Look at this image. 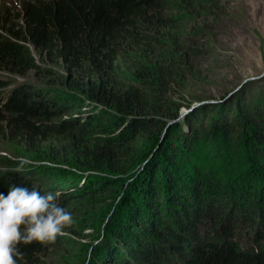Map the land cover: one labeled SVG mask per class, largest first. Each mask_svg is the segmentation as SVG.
I'll list each match as a JSON object with an SVG mask.
<instances>
[{"label": "trees", "instance_id": "16d2710c", "mask_svg": "<svg viewBox=\"0 0 264 264\" xmlns=\"http://www.w3.org/2000/svg\"><path fill=\"white\" fill-rule=\"evenodd\" d=\"M223 10L220 0L0 1V72H52L40 66L49 63L66 72L71 90L48 86L70 97L51 102L46 90L21 85L1 99L0 142L24 148L37 160L25 164L48 173L0 172V193L36 185L44 194L42 187L56 186L61 205L82 178H90L93 192L114 186L96 221L104 223V237L89 264H264V112L238 106L226 118L204 103L179 121L193 105L180 95L200 77L195 63L211 53L198 41ZM14 81L0 76V86ZM75 106L84 109L77 126L49 122ZM143 137L149 146L135 153ZM197 146L209 149L205 159L225 153L244 162L228 192L217 178L204 190L208 175L191 164ZM11 164L0 159V168ZM223 192L235 196L233 207L217 199ZM239 220L256 224L251 253L239 246ZM116 246L129 263L118 251L115 257ZM20 250L17 264L49 258L38 242Z\"/></svg>", "mask_w": 264, "mask_h": 264}, {"label": "rangeland", "instance_id": "374dc122", "mask_svg": "<svg viewBox=\"0 0 264 264\" xmlns=\"http://www.w3.org/2000/svg\"><path fill=\"white\" fill-rule=\"evenodd\" d=\"M0 1L6 5L14 6L19 4L21 0ZM220 3L224 8L221 19H219V22L211 24L212 30L208 32L209 35L207 37L198 41L199 45H203L202 48L206 44V48L210 49L211 53L195 63L196 69L200 72V77L197 81L194 80V82L186 83L187 91L184 90L180 95L190 100L194 106L189 110L184 109L181 111L179 121L201 107L199 104H195L203 101L206 102V105L217 108L221 116L226 118L232 117L235 108L238 106H241L247 114H252L255 110L264 112V0H220ZM40 66L51 69L52 72L29 71L24 76L0 72V76L10 77L12 80H15V83L11 85L0 86V101L21 85L33 86L44 90L48 86L53 85L57 88L71 91L66 85L65 79L68 75L65 71L55 68L49 63L41 62ZM46 91V96L51 102L67 101L70 99L65 93L51 90ZM83 110L82 107L78 106H75L74 109H63V117L60 116V118L58 115H55L49 122L59 121L58 127L61 129L66 128L68 125L77 126V121H80L79 116L84 113ZM110 133L112 135V131ZM148 146L147 138L143 137V139L137 140L135 153L146 151ZM207 151L209 153V149L205 146H197L192 151L193 154H190V156L193 155L191 156L192 168L208 175V180L206 178L203 181L202 187L204 190H213L217 178L220 182L227 181L224 190L228 192L231 182L237 173L243 171L241 169H244V166H242L244 162L240 161L239 158L235 159L233 155L228 156L225 153L220 154L217 158L207 157L208 159H205ZM199 152L200 154H198ZM195 154L197 157H201L200 161L199 158L195 159ZM2 158L10 160L13 164L8 167H1L0 169L16 168L19 166V161L21 160H36L35 157L27 154L24 148L17 147L9 142H0V159ZM24 165L26 166L21 174L26 177L28 176L27 174L30 176L34 170L48 173L41 166L34 169L29 164L24 163ZM192 176L194 177L195 175L193 174ZM88 179L90 178L77 180V191H72L74 196L60 205L72 213L73 223L71 226L63 229L64 234L58 236L54 244L47 245L49 258L45 264H82V262L83 264H89L93 258V246L98 244L97 241L101 242V239L104 237V223L96 221L102 212V208L110 203V194H113L114 186L99 192H93L89 188L90 186H88ZM34 187L36 188V185ZM41 191L52 192L57 197L59 196L56 186H50L47 189L42 187ZM106 191L111 192L104 194L103 192ZM217 199H219L222 205L226 204L227 207H233V203L236 201L235 196L231 197L230 194L227 195L224 192ZM237 201L241 204V196H239V200L237 199ZM160 204L164 205L161 202ZM107 217L109 220L111 212ZM243 222L240 223L239 220L237 223L239 224L237 228V234H240L239 237L237 238L234 233L230 240L235 243L237 238L240 241L239 246H241V251L245 249L247 251L250 250L251 253L256 246L254 244V235L257 227L256 224L252 225L248 220ZM78 225L79 227L80 225H88V227L78 230ZM241 225L245 227L243 226L244 228L240 229ZM205 231L204 227H200V232L204 233ZM86 251L88 253L84 255L83 252ZM112 251L113 253L115 252V257L118 256L116 253L118 251L120 256L129 263L120 246H116ZM262 255L264 256V252H262ZM84 256L85 259L83 258ZM159 259L163 261L161 258ZM162 263L165 262L163 261Z\"/></svg>", "mask_w": 264, "mask_h": 264}, {"label": "clouds", "instance_id": "9594fccd", "mask_svg": "<svg viewBox=\"0 0 264 264\" xmlns=\"http://www.w3.org/2000/svg\"><path fill=\"white\" fill-rule=\"evenodd\" d=\"M26 161L16 168L0 169L3 172L21 173ZM52 192L41 194L33 187L13 186L7 196L0 193V264H17L23 260L20 246L38 242L42 246L54 244L63 229L73 223L72 213L57 203ZM100 243V241H97Z\"/></svg>", "mask_w": 264, "mask_h": 264}, {"label": "water", "instance_id": "95a60500", "mask_svg": "<svg viewBox=\"0 0 264 264\" xmlns=\"http://www.w3.org/2000/svg\"><path fill=\"white\" fill-rule=\"evenodd\" d=\"M204 103H206V102H198V103H196L195 105H197V104H204ZM192 106H194V105H192ZM171 123H173V122H171ZM170 123V124H171ZM145 165V162L143 163V165L141 166V168L140 169H142L143 168V166ZM79 175H81V176H83V177H85V176H88L89 174L88 173H78ZM96 177H99L100 179H101V181L103 180V183H105V182H107V181H105V180H109V179H112V178H110V177H108V176H105V175H95Z\"/></svg>", "mask_w": 264, "mask_h": 264}]
</instances>
